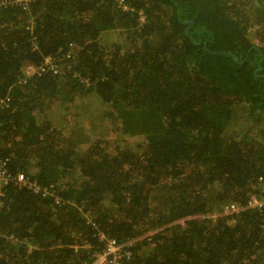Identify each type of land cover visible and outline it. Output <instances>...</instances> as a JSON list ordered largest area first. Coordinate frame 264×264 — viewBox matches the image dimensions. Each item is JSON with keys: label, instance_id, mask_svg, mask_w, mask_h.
Wrapping results in <instances>:
<instances>
[{"label": "trees", "instance_id": "obj_1", "mask_svg": "<svg viewBox=\"0 0 264 264\" xmlns=\"http://www.w3.org/2000/svg\"><path fill=\"white\" fill-rule=\"evenodd\" d=\"M124 3L0 0V264H264V0Z\"/></svg>", "mask_w": 264, "mask_h": 264}, {"label": "built area", "instance_id": "obj_2", "mask_svg": "<svg viewBox=\"0 0 264 264\" xmlns=\"http://www.w3.org/2000/svg\"><path fill=\"white\" fill-rule=\"evenodd\" d=\"M31 0H12V3L20 4L23 8H26L27 4ZM120 6L125 10L127 9L124 0H119ZM69 57V56H68ZM48 57L47 60H50ZM14 184L18 187H24L31 190L34 194L41 195L46 197L49 192L46 188L40 187L35 181L30 179L24 173H17L13 175L9 169L6 161H0V197L3 196V187L8 184ZM264 205V202H259L255 198L249 202V207H261ZM240 211V208L234 204H226L223 209L224 214H236ZM101 238H104L102 236ZM131 244V243H129ZM127 245L118 244L115 239L107 240V245L105 249L96 255V259L93 264H122L123 257L129 256V252L125 249Z\"/></svg>", "mask_w": 264, "mask_h": 264}, {"label": "water", "instance_id": "obj_3", "mask_svg": "<svg viewBox=\"0 0 264 264\" xmlns=\"http://www.w3.org/2000/svg\"><path fill=\"white\" fill-rule=\"evenodd\" d=\"M188 22L191 23V24H193V21H187V23H188ZM232 56L234 57V59H235L237 62H239V59H238L235 55L232 54ZM242 62H244V61H242ZM242 62H241V63H242Z\"/></svg>", "mask_w": 264, "mask_h": 264}, {"label": "rangeland", "instance_id": "obj_4", "mask_svg": "<svg viewBox=\"0 0 264 264\" xmlns=\"http://www.w3.org/2000/svg\"><path fill=\"white\" fill-rule=\"evenodd\" d=\"M94 102H96V101L94 100Z\"/></svg>", "mask_w": 264, "mask_h": 264}]
</instances>
